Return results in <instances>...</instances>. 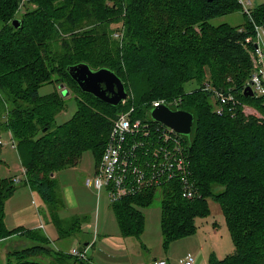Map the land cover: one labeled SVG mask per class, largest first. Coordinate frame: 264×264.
Segmentation results:
<instances>
[{
  "label": "trees",
  "instance_id": "trees-1",
  "mask_svg": "<svg viewBox=\"0 0 264 264\" xmlns=\"http://www.w3.org/2000/svg\"><path fill=\"white\" fill-rule=\"evenodd\" d=\"M240 9L237 0H0V90L13 103L4 127L15 141L25 184L48 205L59 237L74 234L79 219L72 218L70 225L59 220L64 204L55 173L77 165L87 149L97 168L117 112L134 106L133 115L139 116L149 113L154 99L180 97L179 109L193 114L190 134L183 136L198 195L186 199L177 185H165L110 203L122 233L142 232L144 215L137 206L151 204L157 188L162 189L165 244L192 234L195 218L209 214L207 199L212 198L221 207L234 250L222 259L212 253L206 264H264V123L245 119L239 105L218 115L216 100L201 85L230 89L241 103L264 114V97L241 92L251 72L253 31L246 15L239 25L210 22ZM18 12L22 23L15 28L11 20ZM252 15L256 21L264 18V2L252 8ZM118 30L121 38L113 36ZM80 62L114 72L129 100L111 105L83 92L67 71ZM188 81L201 86L185 91ZM45 83L66 86L75 95L74 113L60 124L55 117L66 96L59 88L40 95ZM14 182L0 177V241L20 234L35 244L9 252L5 264H41L30 258L51 249L40 227L9 229L5 223ZM72 256L62 252L55 259L88 264L87 258Z\"/></svg>",
  "mask_w": 264,
  "mask_h": 264
},
{
  "label": "rangeland",
  "instance_id": "rangeland-1",
  "mask_svg": "<svg viewBox=\"0 0 264 264\" xmlns=\"http://www.w3.org/2000/svg\"><path fill=\"white\" fill-rule=\"evenodd\" d=\"M251 2L254 8L264 0H251ZM16 15L18 18L20 12ZM244 21L245 16L241 9L210 20L213 24L226 22L231 25H239ZM195 29L198 31V27ZM201 85L195 81H188L184 84V88L185 91L190 92ZM56 88L60 89L59 85L45 83L38 88V92L44 95ZM65 96L66 106L56 115V124L68 120L76 109L73 92L68 91ZM129 98L127 94L126 102ZM249 106L255 108L251 104ZM12 107L13 103L5 92L0 90V177H11L15 181L14 193L5 202V223L11 229L16 224H22L26 228H38L43 222L44 227L40 229L48 237V245L51 249L30 257L33 260L41 264H60L55 259L57 256L62 252L70 253L73 248L78 250L79 247H84L87 258L85 260L88 264H152L155 259H165L167 264H182L188 254L193 255L195 259L197 252L198 261L201 257V261L203 260L201 264H206L212 253L222 259L233 252L234 243L225 217L219 203L212 198L207 199L209 214L195 218L196 229L192 234L172 239L165 244L160 221L161 188H157L151 204L137 206L144 215L142 232L138 236L123 234L104 190L102 189L98 196L94 187L85 184V179L92 178L96 169L97 158L90 149L82 152L77 165L63 168L55 173L58 192L64 204L57 211L59 220L63 219L64 223L69 224L72 218L79 219L74 234L59 237L50 219L48 205L37 191L25 184L24 169L13 146L11 135L4 127L6 112ZM131 108L134 113L137 107L130 106L126 110ZM126 110L119 111L116 115ZM246 113L243 112L245 119L253 118L257 123H264V119L250 115L249 111ZM19 211H22L23 221L17 217ZM85 242H89V245H84ZM34 244V241L20 234L1 240L0 264H5L9 252L28 248Z\"/></svg>",
  "mask_w": 264,
  "mask_h": 264
},
{
  "label": "built area",
  "instance_id": "built-area-1",
  "mask_svg": "<svg viewBox=\"0 0 264 264\" xmlns=\"http://www.w3.org/2000/svg\"><path fill=\"white\" fill-rule=\"evenodd\" d=\"M237 1L253 31L248 48L251 72L241 92L249 86L252 91L250 97L261 98L264 97V18L259 21L254 19L251 0ZM113 36L121 38L122 31H115ZM250 40L246 39V43ZM202 89L209 91L212 99L216 100L218 115L233 113L234 107L239 105L244 113L249 111L250 115L264 119V114L241 103L230 89H216L209 82H204ZM126 98L121 102H125ZM180 101V97L157 98L148 107L150 110L166 105L175 110L179 109ZM262 104L264 105V99ZM132 110L133 108L120 112L112 120L95 174L92 178L87 177L85 184L94 187L98 196L103 189L110 203L140 193L146 188L165 185H177L186 199L198 195L191 179L187 142L183 134L152 119L147 111L143 115L135 116ZM12 143L15 147L13 139ZM70 254L82 260L86 259L84 249L80 251L73 248ZM152 264H166V260L155 259ZM182 264H194V256L188 254Z\"/></svg>",
  "mask_w": 264,
  "mask_h": 264
},
{
  "label": "water",
  "instance_id": "water-1",
  "mask_svg": "<svg viewBox=\"0 0 264 264\" xmlns=\"http://www.w3.org/2000/svg\"><path fill=\"white\" fill-rule=\"evenodd\" d=\"M212 1V0H207ZM12 25L17 28L22 23L19 18L11 20ZM70 77L77 83L83 92L90 93L106 103L117 105L127 97L120 78L108 68L91 69L86 63L80 62L67 67ZM63 96L68 94V89L59 85ZM243 95H252L249 86L243 90ZM152 119L160 121L174 129L176 132L189 135L193 122V114L184 109H170L166 105H160L149 110ZM87 245V242L84 243ZM78 250H82L79 247Z\"/></svg>",
  "mask_w": 264,
  "mask_h": 264
},
{
  "label": "crops",
  "instance_id": "crops-1",
  "mask_svg": "<svg viewBox=\"0 0 264 264\" xmlns=\"http://www.w3.org/2000/svg\"><path fill=\"white\" fill-rule=\"evenodd\" d=\"M22 211H19V212H17V217H18V219H21L22 220ZM23 221V220H22ZM40 224H42V226H39L40 228H43L44 227V225H43V222L42 223H40ZM19 225H21V226H23L22 224H16V226H19ZM25 227V226H24ZM37 227H38V225H37ZM33 228H36V227H33ZM7 239V238H6ZM6 239H4V240H6ZM87 245H89V243L87 242ZM82 249H83V247H82ZM198 252L196 253V255H195V259H194V264H201L202 262H203V260L201 261V257L199 258V261H198ZM166 264H167V261H166Z\"/></svg>",
  "mask_w": 264,
  "mask_h": 264
}]
</instances>
